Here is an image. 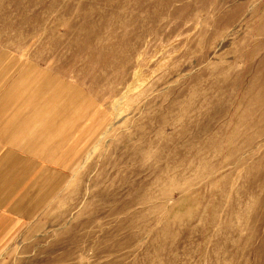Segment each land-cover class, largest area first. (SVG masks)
Here are the masks:
<instances>
[{
	"label": "rangeland",
	"instance_id": "1",
	"mask_svg": "<svg viewBox=\"0 0 264 264\" xmlns=\"http://www.w3.org/2000/svg\"><path fill=\"white\" fill-rule=\"evenodd\" d=\"M0 61L61 172L0 264H264V0H0Z\"/></svg>",
	"mask_w": 264,
	"mask_h": 264
},
{
	"label": "crops",
	"instance_id": "2",
	"mask_svg": "<svg viewBox=\"0 0 264 264\" xmlns=\"http://www.w3.org/2000/svg\"><path fill=\"white\" fill-rule=\"evenodd\" d=\"M16 79L0 75V251L21 227L37 219L61 181L55 154L58 111L44 109L37 98L40 88L28 92L22 77Z\"/></svg>",
	"mask_w": 264,
	"mask_h": 264
}]
</instances>
